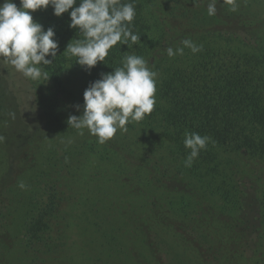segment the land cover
<instances>
[{
  "label": "rangeland",
  "instance_id": "rangeland-1",
  "mask_svg": "<svg viewBox=\"0 0 264 264\" xmlns=\"http://www.w3.org/2000/svg\"><path fill=\"white\" fill-rule=\"evenodd\" d=\"M237 4L232 12L218 3L209 16L207 0L147 2L145 21L160 47L145 57L159 73L155 107L169 106L160 89L170 74L177 76L173 103L206 108L212 72L225 70L231 56L264 59V0ZM32 16L44 30L55 20L51 7ZM227 26L230 32L218 30ZM184 39L203 50L156 54ZM66 57L72 64L61 71L62 91L0 62V264H264V169L236 155L230 181L208 192L194 169L178 174L154 159L133 122L104 145L86 130L77 135L67 120L82 114L74 106L83 105L93 73ZM50 193L55 209L44 217ZM40 219L38 238L28 237V225Z\"/></svg>",
  "mask_w": 264,
  "mask_h": 264
},
{
  "label": "clouds",
  "instance_id": "clouds-1",
  "mask_svg": "<svg viewBox=\"0 0 264 264\" xmlns=\"http://www.w3.org/2000/svg\"><path fill=\"white\" fill-rule=\"evenodd\" d=\"M223 2L229 10L236 12L237 0H207V14L217 13V4ZM205 0H193L194 5ZM19 7L13 0L0 3V62L9 64L25 78L40 82L49 79L43 66L51 65L57 57L58 41L52 27L44 30L33 20L32 13L37 10L53 9V15L61 17L68 13L69 27L76 29L80 38L73 39L63 53L75 58V64L85 71L105 61L109 50L117 45L132 47L140 40L133 31L136 17L135 0H19ZM71 10V11H69ZM180 47H166L169 58L183 55L187 48L192 54L203 50V45L192 39L180 41ZM50 57L51 59H49ZM122 66L110 73H101L100 78L91 82L83 93V105H75L79 116L70 115L67 124L83 136L85 130L96 137V143L104 145L116 133L128 131L126 125L140 122L150 115L156 105L157 78L159 73L152 70L149 60L135 54H126ZM42 83H38V86ZM15 119V113H8ZM0 136V143L4 142ZM215 144L211 137L195 132H185L183 144L188 154L183 166L191 168L202 150L209 143ZM68 143H72L71 140ZM18 188L27 190L24 181Z\"/></svg>",
  "mask_w": 264,
  "mask_h": 264
},
{
  "label": "trees",
  "instance_id": "trees-1",
  "mask_svg": "<svg viewBox=\"0 0 264 264\" xmlns=\"http://www.w3.org/2000/svg\"><path fill=\"white\" fill-rule=\"evenodd\" d=\"M148 1L150 0H135L136 17L133 21V31L140 36L139 42L132 47L117 45L110 49L104 63H98L90 70L93 74L85 77L88 86L99 79L101 73H110L116 67L122 66L121 61L126 54L145 58L151 56L153 51L158 52L160 47L157 48L155 34L145 21ZM78 4L79 0L75 6ZM55 24L59 25L58 29ZM69 24V15L65 13L61 17L55 16V20L49 25L54 29L55 39L59 42L57 57L51 65L43 66L50 76L48 80L60 91L61 71L66 65L72 64L63 52L69 42L80 38L76 35L77 30L70 28ZM229 28L231 27L227 26L218 30L230 32ZM261 50L264 54V47ZM156 54L166 57V52ZM227 63L230 64L225 70V65H222L218 72H212V75L208 76V107L186 108L173 103L178 91L170 90L177 76L170 74L160 89L161 94L168 99V108L154 106L153 112L144 120L133 122L139 127V139L149 144L148 151L154 159L165 161V164L171 166L169 169H174L178 174L182 169H194L193 177L201 186L208 188V192H214L222 187L223 183L230 181L229 172L236 158L252 160L264 169V59L256 56H231ZM1 100L0 97V102ZM205 117H208V123L202 120ZM185 132L207 135L215 141L214 145L210 142L207 149L200 152L191 168L184 167L182 163L188 154L184 149L181 150ZM186 172L188 174L189 171ZM216 182L220 183L216 185ZM55 197L51 193L47 196V203L40 212L41 216L47 217L55 209ZM223 199L227 200V197ZM260 208V215L264 219V189ZM41 223V219L31 222L26 230L27 236L38 238Z\"/></svg>",
  "mask_w": 264,
  "mask_h": 264
}]
</instances>
